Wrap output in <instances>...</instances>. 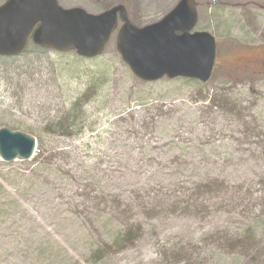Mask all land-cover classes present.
Here are the masks:
<instances>
[{
	"label": "trees",
	"instance_id": "obj_1",
	"mask_svg": "<svg viewBox=\"0 0 264 264\" xmlns=\"http://www.w3.org/2000/svg\"><path fill=\"white\" fill-rule=\"evenodd\" d=\"M46 52L30 44L22 56L0 58V63L20 80L38 63V57L28 61V55ZM254 63L243 70H228L227 84L246 79L247 95H252L251 88L264 75V69ZM216 72L217 67L207 85L183 79L144 84L132 77L125 107L129 110L112 119L92 141H78L89 124L88 109L103 91L101 84L93 82L54 122L47 123L43 129L47 143L37 139V152L28 168H23L25 163L0 162V264H55L60 256L74 260L62 247L73 243L82 244L84 256H79L95 264L150 245L159 246L156 255L166 264H207L208 251L201 240L186 242V236L178 235L168 247L169 227L180 221L201 223L221 214L224 207L229 214L224 205L231 191L228 179L249 170L239 167L241 158V163L231 164L227 151L223 153L230 160L217 170L208 161L186 162L205 155L206 142L198 126L207 122L217 126L227 118L238 122L246 128L245 140L256 148L236 152L247 153L255 162L262 159L264 165V146L252 142L264 137V114L250 115L246 94L222 88L209 98ZM162 83L193 89L197 93L191 99L209 101L211 106L204 117L190 109H175L177 104L162 100L168 94L155 95L153 90ZM112 102L106 97L104 104L111 107ZM180 106L184 108V103ZM229 168H233L230 176ZM25 205H33L32 212ZM40 220L46 225L51 220L59 230L58 238L43 229ZM253 229L249 225L239 231L225 225L214 238L219 247L224 243L245 246L244 264H264V248L248 239L247 234L254 236ZM139 264H155V259L148 263L141 259Z\"/></svg>",
	"mask_w": 264,
	"mask_h": 264
},
{
	"label": "rangeland",
	"instance_id": "obj_2",
	"mask_svg": "<svg viewBox=\"0 0 264 264\" xmlns=\"http://www.w3.org/2000/svg\"><path fill=\"white\" fill-rule=\"evenodd\" d=\"M6 1L0 0V6ZM179 1L58 0L63 8H81L94 15L114 6L124 5L131 23L138 28L159 22ZM195 1L199 14V24L195 31L212 34L218 44L217 79L212 82L208 90L209 98L213 99L222 88L232 91V94H246L244 99L250 105V115L253 116L258 112L264 114V75L256 81L255 87L251 88L252 95H247L250 85L248 80L238 78L234 85H228L225 78L228 70H243L246 65L252 66L253 62L255 67L264 69V0ZM28 57V61H36L38 57V63H35L20 80L14 77V70L5 69L0 63V128L20 131L46 142L48 138L43 134V129L48 125L47 123L54 122L56 115L67 110L69 105L84 94L93 82L101 84L103 91L96 104L89 107V124L78 141H88V139L92 141L90 140L92 136L108 128L112 119L129 110H125V107L130 101L128 93L133 85V76L116 50V34L103 55L94 60L80 59L74 53L60 55L50 51L39 55L31 54ZM153 91L155 95L168 94L162 100L167 104H177L175 109H183V111L190 109L196 111L198 116L204 117L211 106L209 101L196 103L197 98H191L197 91L176 84L162 83ZM106 97L113 101L111 107H106L104 104ZM154 98L157 99V96ZM181 102L184 103V108L180 106ZM228 120L230 119L227 118ZM227 121L220 119V124L217 126L208 122L198 126V133L203 135L206 142V147H203L205 155L198 160L185 159V161L198 163L208 161L214 170H217L230 160V156L223 153L225 151L232 155L231 164H238L243 160L239 167L249 171L244 174L241 170L238 177L233 175L228 179L231 191L230 195L224 198V205L230 208V213L227 214V207H224L221 214H215L213 217L210 215V219L201 223L173 222L166 237L170 242L167 244L168 247L177 240L178 235L186 236V242L201 240L205 252L208 251L204 255L207 264H244L246 261L245 253L242 251L245 250L243 248L245 246L238 247L235 244L224 243L219 247L216 243L215 234L225 225L239 231L246 230L249 225L253 226L254 236L250 238V234H247L248 239L251 242L255 241L260 248H264L263 161L258 159L255 162L247 153L242 156L236 152L256 148V145L245 140L247 134L245 127L238 122ZM246 122L253 123L252 120ZM252 142L257 144L258 148H263L264 137L253 139ZM28 164L29 162H26L23 168H28L26 167ZM232 172L233 168L226 171L229 176ZM201 174L204 175V170ZM8 190L12 192L10 188ZM32 206L25 205V208L32 212L30 210ZM39 222L43 229H47L52 236L58 238L59 230L53 227L51 220L47 221L49 225L42 220ZM62 247L70 252L74 260L60 256L59 262L56 261L55 264H95L80 257L84 256L82 244H65ZM153 247L150 245L141 252L112 257L98 264H139L141 259H144V263L155 259V264H166L163 258L156 255V248L159 246Z\"/></svg>",
	"mask_w": 264,
	"mask_h": 264
},
{
	"label": "water",
	"instance_id": "obj_3",
	"mask_svg": "<svg viewBox=\"0 0 264 264\" xmlns=\"http://www.w3.org/2000/svg\"><path fill=\"white\" fill-rule=\"evenodd\" d=\"M198 22L195 0H180L159 22L143 28L130 22L124 6L92 15L81 8L64 9L58 0H7L0 6V57L21 56L32 41L45 50L76 52L92 60L103 54L117 32V51L138 80L183 78L208 84L217 42L207 32H194ZM36 147L35 137L0 128L1 162H29Z\"/></svg>",
	"mask_w": 264,
	"mask_h": 264
}]
</instances>
